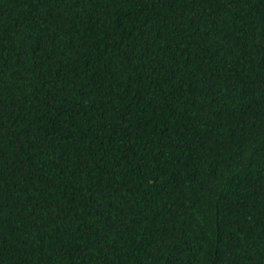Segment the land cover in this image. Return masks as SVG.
Listing matches in <instances>:
<instances>
[{
  "label": "trees",
  "instance_id": "1",
  "mask_svg": "<svg viewBox=\"0 0 264 264\" xmlns=\"http://www.w3.org/2000/svg\"><path fill=\"white\" fill-rule=\"evenodd\" d=\"M0 264H264V0H0Z\"/></svg>",
  "mask_w": 264,
  "mask_h": 264
}]
</instances>
